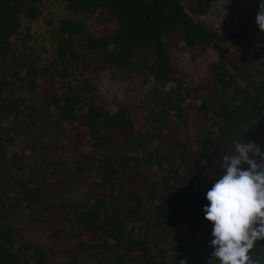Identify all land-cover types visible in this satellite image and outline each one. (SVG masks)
I'll return each mask as SVG.
<instances>
[{"label": "trees", "instance_id": "obj_1", "mask_svg": "<svg viewBox=\"0 0 264 264\" xmlns=\"http://www.w3.org/2000/svg\"><path fill=\"white\" fill-rule=\"evenodd\" d=\"M42 1L0 0V157L5 159L0 171L15 160L4 156L17 131L15 121L26 106L34 111L35 101L70 127L62 145L75 156L77 170L96 181L83 200L69 202L54 195L56 185L48 183L44 170L33 183L0 186V264H50L45 248L25 235L16 213L22 206L54 223L67 222L75 240L68 264H78L84 249L110 252L108 264H208L214 237L204 208L207 191L223 175L218 161L231 153L234 139L254 141L264 151V70H252L250 83L242 84L244 58L233 50L237 35L197 22L180 0H58L74 16H107L115 28L95 36L83 21L63 18L53 63L37 66L11 39L21 44L22 18H39ZM211 1L198 0L196 11L205 12ZM261 2L253 0L257 13ZM78 40L84 52L77 50ZM143 49L151 57L135 63L133 55ZM175 51L206 62L204 82L185 89L172 60ZM93 67L140 75L144 84L151 80L144 96L151 129L135 126L134 111L140 112L143 103L111 110L96 100L82 101L71 82ZM206 84L220 93L215 105L208 104ZM187 98L199 102L191 101L189 108ZM190 118L202 127L188 145L174 136L179 128L172 125L189 127ZM147 230L155 231L156 240L141 234ZM259 244L264 247V241Z\"/></svg>", "mask_w": 264, "mask_h": 264}, {"label": "rangeland", "instance_id": "obj_2", "mask_svg": "<svg viewBox=\"0 0 264 264\" xmlns=\"http://www.w3.org/2000/svg\"><path fill=\"white\" fill-rule=\"evenodd\" d=\"M182 6L194 20L202 23L207 28L214 29L222 34L237 35V45L233 50L241 52L243 62L240 64L241 73L238 79L242 84H248L253 77L252 70H264V32L256 22L257 11L253 0H213L205 12H197L198 0H180ZM75 18L84 22L86 29L93 35L99 36L102 33H112L115 24L109 18L101 15L87 17L86 15L74 16L64 8L63 2L58 0H43L41 3V15L35 20L22 18V27L19 31L21 44L14 36L11 39L13 47L24 53L37 66L52 64L56 56V33L57 27L63 18ZM77 50L80 52L81 41L78 40ZM188 52L175 51L172 60L182 74H179V81H182L185 89L204 82L206 79L205 61L202 58L190 59ZM151 57L148 49L139 50L133 55V61L138 63ZM144 75V74H143ZM141 76L127 74L122 70H96L94 67L82 76L73 79L71 86L77 88L83 102L97 101L113 110L118 104L130 105L143 103L140 112L133 114L136 129H151V123L146 117L144 96L151 88L150 81L142 83ZM172 85L164 87L168 91ZM206 97L209 105H215L220 99V93L214 86L206 84ZM198 103L197 100L186 99L185 105ZM197 101V102H195ZM32 108L27 106L15 121L17 131L12 135L11 143H7L5 157L13 158L0 171V186L7 187L13 181L33 183V176L40 170L46 171L48 183L56 186L55 196L59 201L83 200L89 192H93V182L96 178L88 173L77 170V163L73 162L72 156L62 145L67 139L66 134H71L70 127L60 120L55 119L53 112L46 113L38 102L31 101ZM10 117L6 122H1L7 127ZM191 120V118L189 119ZM190 126L177 124L172 125L173 129L179 128L175 135L188 145L195 143L199 138L200 126L190 121ZM264 125V116L262 117ZM166 131H164L165 133ZM181 134V136H180ZM58 141V148H52L50 143ZM36 147V148H35ZM35 148V149H34ZM2 162L5 159L0 157ZM45 162V163H44ZM35 177V176H34ZM13 187V186H12ZM16 190L11 191L15 196ZM16 213L20 214L25 224V235L31 241L41 244L50 259V264H68L69 249L75 240L71 237L70 229L66 221L52 222L51 218L45 215L34 214L25 207H19ZM149 240H156V233L153 230L141 232ZM112 259L110 252L102 250L84 249L78 255V264H108Z\"/></svg>", "mask_w": 264, "mask_h": 264}, {"label": "clouds", "instance_id": "obj_3", "mask_svg": "<svg viewBox=\"0 0 264 264\" xmlns=\"http://www.w3.org/2000/svg\"><path fill=\"white\" fill-rule=\"evenodd\" d=\"M256 22L264 32V2ZM232 144L231 153L218 161L223 175L206 193L205 218L213 224L214 237L208 264H264L259 244L264 241V151L254 141L234 139Z\"/></svg>", "mask_w": 264, "mask_h": 264}]
</instances>
